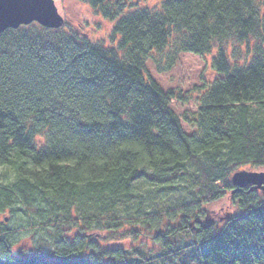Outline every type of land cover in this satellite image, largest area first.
I'll list each match as a JSON object with an SVG mask.
<instances>
[{"label": "trees", "instance_id": "1", "mask_svg": "<svg viewBox=\"0 0 264 264\" xmlns=\"http://www.w3.org/2000/svg\"><path fill=\"white\" fill-rule=\"evenodd\" d=\"M80 1L113 25L110 45L67 24L0 34V168L13 173L0 181V217L13 222H0V260L15 261L20 221L59 229L52 264H129L85 234L150 224L165 248L194 234L193 264H264V192L230 181L264 168V0ZM213 52L216 77L180 117L181 93L148 63L166 73L182 54ZM205 205L239 214L219 230L202 222ZM159 211L165 220L150 218Z\"/></svg>", "mask_w": 264, "mask_h": 264}, {"label": "rangeland", "instance_id": "2", "mask_svg": "<svg viewBox=\"0 0 264 264\" xmlns=\"http://www.w3.org/2000/svg\"><path fill=\"white\" fill-rule=\"evenodd\" d=\"M162 0H149L146 5L150 8H156ZM60 15L65 19V24L76 29L80 34H85L97 42H104L110 45L113 25L98 15L89 5L80 0H54ZM143 6L144 4H140ZM235 46V45H234ZM233 46L229 45V52H232ZM216 52V51H215ZM215 52L205 56L194 54H182L176 66L166 73H159L153 63H148V72L167 92L174 90L181 93L182 99L175 100L172 103V109L177 115L182 117L185 114H192L197 111L196 101L200 95L204 84L211 82L215 77L212 69V61ZM199 89V90H197ZM183 128L186 133L193 134L194 130L188 124L183 122ZM264 172L263 169H254L247 166L239 171ZM234 175V174H233ZM232 175V176H233ZM13 173L7 168H0V181H11ZM232 177L230 178L231 181ZM202 222L204 225L213 224L221 230L227 221L239 212L236 208L222 209L219 206L205 205L202 210ZM165 211H159L151 215L150 218L158 220L165 218ZM12 218L9 213L0 217V222L12 225L9 220ZM149 218V217H148ZM165 220V219H164ZM22 222L18 221L20 229H16L10 237L13 245L15 261L0 260V264H22V260L38 257L42 264H52L57 262L53 253L57 248V242L61 239L57 234L59 232L55 227L42 226L23 227ZM18 225L16 227H18ZM144 227L139 225H130L120 231L113 232H89L88 235L94 241L98 242L103 248L118 249L122 247L125 250V257L129 264H193L195 261L194 248L185 250V247L192 242H196L194 234L189 236H179L170 239V246L164 247L161 244L153 242V225ZM124 234L122 231H126ZM135 230L134 233H142L139 238L125 239L128 232ZM144 235V236H143ZM178 250L177 252H173ZM84 255L64 261L66 264H82Z\"/></svg>", "mask_w": 264, "mask_h": 264}, {"label": "water", "instance_id": "3", "mask_svg": "<svg viewBox=\"0 0 264 264\" xmlns=\"http://www.w3.org/2000/svg\"><path fill=\"white\" fill-rule=\"evenodd\" d=\"M33 23L60 29L64 27L65 19L54 0H0V34ZM231 183L237 192L250 186L264 192V172L238 171L232 176Z\"/></svg>", "mask_w": 264, "mask_h": 264}]
</instances>
